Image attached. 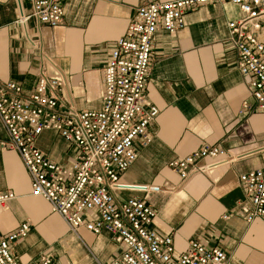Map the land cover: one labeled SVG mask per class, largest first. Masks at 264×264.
Masks as SVG:
<instances>
[{"label":"crops","instance_id":"0c3cea01","mask_svg":"<svg viewBox=\"0 0 264 264\" xmlns=\"http://www.w3.org/2000/svg\"><path fill=\"white\" fill-rule=\"evenodd\" d=\"M154 1L177 0H64V23L49 28L33 18L19 23V1L0 0V84L15 82L32 90L46 54L66 76L76 109L101 110L111 50L137 8ZM22 7L30 14L27 2ZM240 17L236 6L216 3L188 13L185 27L175 34L156 33L146 98L159 115L149 126L151 145L138 151L120 183L169 186L174 192L123 190L115 197L145 200L157 212L152 229L172 235L177 254L198 240L223 250L228 264H264V224H246L238 207L244 196L239 176L261 165L258 150L264 147V113L240 114L244 102L252 101L228 42V24ZM61 139L45 132L37 147L67 165L73 149ZM7 141L0 121V193L16 195L0 211V236L30 224L28 236L13 248L20 264H41L44 256L52 257V264L107 263L123 250L106 232L96 236L81 229L74 234L47 202L33 197L29 173L19 155L3 147ZM204 145L221 147L236 160L180 185L169 164Z\"/></svg>","mask_w":264,"mask_h":264},{"label":"built area","instance_id":"2783aa9c","mask_svg":"<svg viewBox=\"0 0 264 264\" xmlns=\"http://www.w3.org/2000/svg\"><path fill=\"white\" fill-rule=\"evenodd\" d=\"M18 1L21 24L32 18L49 28L64 23V0ZM23 2L29 4L30 14L24 13ZM216 3L232 4L241 13L228 24V42L252 100L244 102L240 114L264 113V0L154 1L138 7L125 35L111 50L103 72L99 111L76 109L66 76L46 54L32 90L26 92L15 82L0 84V121L8 135L3 147L21 158L31 179V195L47 202L74 234L81 229L96 236L106 232L123 247L111 261L96 260V264H228L223 250L210 249L198 240L190 241L177 254L172 235L152 229L157 212L145 200L118 201L115 197V192L123 190L174 192L169 186L124 185L120 176L136 162L138 151L153 140L149 126L159 110L147 102L146 88L156 33L175 34L185 27L188 13ZM49 131L70 143L74 155L70 164L52 161L37 147ZM258 153L261 165L239 176L244 196L238 207L246 224H264V147ZM206 160L209 163L200 165ZM235 160L221 147L204 145L173 160L169 168L183 185L195 175L208 174ZM15 198L12 192L0 193V211ZM29 231L26 222L8 236H0V264H20L13 248ZM41 264H52V257L44 256Z\"/></svg>","mask_w":264,"mask_h":264},{"label":"rangeland","instance_id":"374dc122","mask_svg":"<svg viewBox=\"0 0 264 264\" xmlns=\"http://www.w3.org/2000/svg\"><path fill=\"white\" fill-rule=\"evenodd\" d=\"M55 133V132H54ZM55 134H57V133H55ZM58 135V134H57ZM59 136V135H58ZM59 138H61L60 136H59ZM62 140V139H61Z\"/></svg>","mask_w":264,"mask_h":264}]
</instances>
